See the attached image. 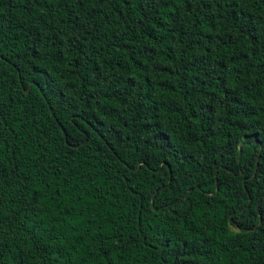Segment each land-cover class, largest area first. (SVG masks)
<instances>
[{
    "label": "trees",
    "instance_id": "1",
    "mask_svg": "<svg viewBox=\"0 0 264 264\" xmlns=\"http://www.w3.org/2000/svg\"><path fill=\"white\" fill-rule=\"evenodd\" d=\"M0 264H264V0H0Z\"/></svg>",
    "mask_w": 264,
    "mask_h": 264
}]
</instances>
